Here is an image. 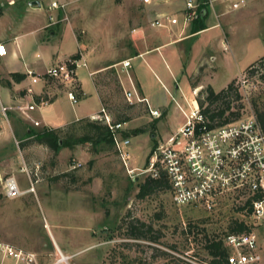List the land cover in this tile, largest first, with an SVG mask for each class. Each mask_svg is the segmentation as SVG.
<instances>
[{"label":"rangeland","instance_id":"rangeland-1","mask_svg":"<svg viewBox=\"0 0 264 264\" xmlns=\"http://www.w3.org/2000/svg\"><path fill=\"white\" fill-rule=\"evenodd\" d=\"M32 1H42L46 10L45 5L51 2L18 0L17 5L12 6L11 0H0V29L18 33L37 27L38 20H45L46 17L41 11H30L24 17L28 23L20 21L22 7L30 6ZM56 1L65 5L59 12V9H53L55 13H50L57 19V24L68 25L80 39V44H86V47L94 48L107 57L112 56L114 51H120L119 43L128 42L126 36L130 30L133 31V26L149 23L150 16L142 10V5L132 0ZM238 16L240 22L230 30L233 54L230 51L229 60L218 61L220 67L216 87L224 86L231 75H244L248 80L245 89L248 100H242L244 108L241 113L246 116L254 111V99H257L259 106L264 101V82L261 80L264 65L259 67L254 76L245 72L252 63L264 56L252 60L264 51V16L243 13ZM12 17L18 20L16 25H11ZM218 32L223 35L221 29L212 33ZM201 46L202 42L195 46V50L200 51ZM218 49L221 50L220 44ZM64 50L66 53L76 51V41L67 39ZM60 54L64 55L62 52ZM109 73H101L98 81L104 94L103 100L118 115L123 104L131 103L124 94L119 95L115 90L114 77ZM161 73L149 74L148 81L152 86L156 85L150 92L155 93L157 86H162L166 91L164 85L168 90L166 80L169 75L165 69H161ZM79 77L86 89L92 86L86 68H79ZM238 80L239 77L236 83ZM104 84H107L105 88ZM169 90L171 92L166 91L167 94L175 98L170 110L172 117L168 122L162 118L159 124L167 132L173 131L181 123L186 111L190 112L193 99L191 91L184 95L175 87ZM111 96L113 100H110ZM186 96L188 100H185ZM178 98L183 101V109L178 105ZM129 114L134 124L125 127L120 136L123 139L130 138L132 142L128 147V168L115 147L78 144L72 149L63 148L54 156L50 149L33 139L12 134L8 125L10 133L2 129L0 241L37 252L40 264H209L210 258L205 249L208 236L225 241L229 226L234 221H243L248 227L252 226L246 194L227 193L212 209L202 206L177 207L172 202L170 190L139 198V185L149 173L140 174L148 168L147 159L152 147L159 146L163 140L159 135L153 138L151 132L133 141L132 136L125 137L124 132H131L137 127L151 130L150 123L153 120L144 105H135ZM83 126L82 123L80 128H74L71 132L80 136ZM24 170L30 174L34 192L29 191L31 180ZM130 170L135 171L131 173ZM68 173L72 175L55 179ZM11 177H15L24 192L21 197L6 196L5 182ZM243 207L244 210H241ZM131 224L141 227L148 238L132 237ZM191 226L197 228H192L190 232ZM151 238H155V241ZM64 257L66 261H63Z\"/></svg>","mask_w":264,"mask_h":264},{"label":"crops","instance_id":"crops-1","mask_svg":"<svg viewBox=\"0 0 264 264\" xmlns=\"http://www.w3.org/2000/svg\"><path fill=\"white\" fill-rule=\"evenodd\" d=\"M16 1L18 0H11L10 5H17ZM54 1L56 0H51L45 5L48 10L44 8L42 1H38L39 5L34 3L36 1H32L30 6L22 7L23 16L20 21L23 20L24 23H28L27 18L24 17L30 11H41L46 16L45 20H38L37 27L20 30L18 33L4 30L5 28L0 29V43L5 44L8 49L7 56L0 58V104L5 107L8 115V123L4 124L3 129L4 132L10 133L7 130L9 126L12 134H20L30 140L37 132L40 133L45 129L65 128L87 118L99 119L105 98L100 90L101 83L98 78L101 73L108 75L110 71L109 74L113 75L116 87L121 89L120 95L125 96V92L135 91L137 96L149 99L152 109L160 111V117L152 116V122L156 121L155 134L152 137L157 138L159 135L163 143L166 142L186 124L190 114L186 111L181 123L173 131L167 132L165 127L159 125L162 118L168 122L172 117L170 110L175 98L174 95L170 97V93L167 94L171 92L169 89L175 87L184 95L187 91H191L193 96L191 104L196 100L195 91L199 92L200 89L208 86L216 92L225 89L239 77L237 74L231 75L226 79L224 86L216 87L219 80L218 61L229 60V52L232 51L231 27H236L240 22L239 14L264 16V0L263 2L246 0L247 6L239 9L240 12L232 10L230 3L222 0H208L206 7H201V0H193L199 5V10L195 18L186 23L184 11L188 0H153L149 4L132 0L142 5V10L150 16L149 23L142 22L140 27L133 26V31L130 30L126 36L128 42L119 43L120 46L122 44L121 47L119 46L120 51H114L112 56L107 57L94 48L86 47V44H80V39L68 25L49 23L50 13L54 11L50 5ZM59 11L60 9L57 10ZM170 18H177L178 23L171 24ZM159 20L165 22L166 26L152 25ZM17 23L18 20L12 17L11 25ZM218 29H221L223 35L221 32L212 33ZM67 39L76 41V51L65 52L64 43ZM200 42H202L201 50L196 51L195 46ZM219 44L221 50L218 49ZM61 52L64 55H61ZM78 54L81 62L86 63V66L80 67L88 70L92 81V86L87 89L79 77L80 67L77 68L74 81L68 83L43 78L38 83L32 84L31 78L27 75L29 70L42 74L56 63ZM263 54L264 51L252 60ZM125 61H130V66L125 67ZM161 69H165L169 75L166 80L168 90L163 84L167 92L162 86H157L155 93H152L150 90L156 85L152 86L148 81L149 74L151 76L152 72L156 75L157 72L162 74ZM104 85L105 88L107 84ZM69 92H74L78 96L77 104L71 102L68 97ZM186 99L188 100L187 96ZM110 100H113V96ZM177 101L183 109L182 99L178 98ZM131 104L144 105L147 108L142 103ZM108 112L111 118H114V115ZM133 124V119L124 123L123 129L117 133V136L121 138V132L126 129L125 127L128 125L131 127ZM149 132L150 130L132 136V141L134 138L147 136ZM128 139L131 144V139Z\"/></svg>","mask_w":264,"mask_h":264},{"label":"built area","instance_id":"built-area-1","mask_svg":"<svg viewBox=\"0 0 264 264\" xmlns=\"http://www.w3.org/2000/svg\"><path fill=\"white\" fill-rule=\"evenodd\" d=\"M140 1L149 4L153 0ZM222 1L229 2L232 10H239L247 5L246 0ZM50 8L63 9L65 5L54 1ZM198 10L199 5L188 0L184 21H192ZM169 22L174 25L178 23V19L170 18ZM50 24H57L54 16H50ZM152 25L166 26L160 20ZM7 54V46L0 43V58ZM81 61V58H68L49 67L42 74L29 70L27 75L32 84L43 78L73 82L77 68L86 66ZM124 66H130V61H125ZM247 84V78L244 75L239 76L236 85L243 96L242 100H248L245 92ZM195 95L196 100L192 102L186 124L154 150L148 168L140 175L149 173L154 178L163 171L170 185L172 202L177 207L202 206L212 209L227 193L246 194V202L250 201L248 214L252 218V226L243 233H231L226 237L225 243L231 250L228 261L229 264H261L264 262V132L255 111L229 123L212 126L211 120L203 113L197 100L198 91H195ZM68 97L73 104L79 102L74 92H69ZM125 97L130 103L145 104L152 116H161L159 110L152 109L148 98L137 96L135 91L125 92ZM99 118L104 119L113 131L115 150L128 168L130 140L122 138V141L117 136L124 123L114 124L104 106ZM5 123H8L7 111L0 104V131ZM24 171L31 180L27 170ZM134 171L130 170L131 173ZM29 191H35L32 180ZM5 194L9 198H18L24 192L17 180L11 177L5 182ZM0 264H40L39 254L0 241Z\"/></svg>","mask_w":264,"mask_h":264},{"label":"trees","instance_id":"trees-1","mask_svg":"<svg viewBox=\"0 0 264 264\" xmlns=\"http://www.w3.org/2000/svg\"><path fill=\"white\" fill-rule=\"evenodd\" d=\"M201 7H206L204 3H208V0H201ZM200 7V8H201ZM72 58H80V55H75ZM262 64V65H261ZM264 65V57L252 63L245 72L254 76L259 67ZM261 80L264 82V73L261 75ZM116 91L120 95L121 89L116 87ZM243 96L239 92V88L236 85V80L232 81L225 89H222L219 92H216L211 86L200 89L198 92L197 100L200 103L203 113L211 120L212 126L214 125H223L229 123L233 120H236L242 117V109L244 105L242 103ZM207 104V105H206ZM103 105L106 106L107 110L112 112L109 109V104L107 101H103ZM206 105V107H205ZM135 104H126L119 109V114L114 115L112 122L114 124L117 123H127L132 117L129 114L131 110H133ZM253 107L255 114L257 116L258 122L264 132V101L259 106L257 103V99H254ZM116 119V120H115ZM83 126L82 135L78 136L73 134L71 131L74 128ZM151 130L150 132L154 135L156 129V121L150 123ZM211 126V127H212ZM149 131L147 127H140L132 130L131 132H124L125 137L135 136L141 133H145ZM33 140L39 144L45 145L48 147L54 156H57L61 149L63 148H74L78 144H92V145H107L109 148L115 147V138L114 133L110 129V126L105 122L104 119H82L76 123L71 124L65 128L58 129H45L42 132H37L33 136ZM155 145V144H154ZM158 146H153L152 150L147 159V166L149 165L150 158L154 152V150ZM68 174H62L60 176L55 177L56 180H60L61 178L68 176ZM72 175V174H70ZM161 190H170V185L167 180L166 174L163 171H160L158 177H152L148 175L145 180L139 185V193L138 197L144 199L151 194L157 193ZM250 205V201L246 202V206L248 208ZM245 207L241 208L244 210ZM144 224H142L143 226ZM192 228H197L196 226L190 227V232H192ZM248 230V226L243 221H234L229 226V232L231 233H243ZM131 236L136 239L148 238L143 232L142 228L136 225H130ZM152 241H155V238H151ZM206 252L210 258L209 264H229L228 257L231 255L230 248L226 245L223 239H218L216 236L207 237V242L205 246Z\"/></svg>","mask_w":264,"mask_h":264},{"label":"water","instance_id":"water-1","mask_svg":"<svg viewBox=\"0 0 264 264\" xmlns=\"http://www.w3.org/2000/svg\"><path fill=\"white\" fill-rule=\"evenodd\" d=\"M34 3H35L36 5H39L40 2L36 1V2H34Z\"/></svg>","mask_w":264,"mask_h":264},{"label":"bare ground","instance_id":"bare-ground-1","mask_svg":"<svg viewBox=\"0 0 264 264\" xmlns=\"http://www.w3.org/2000/svg\"><path fill=\"white\" fill-rule=\"evenodd\" d=\"M66 260H67V258H66V257H64V258H63V261H66Z\"/></svg>","mask_w":264,"mask_h":264}]
</instances>
